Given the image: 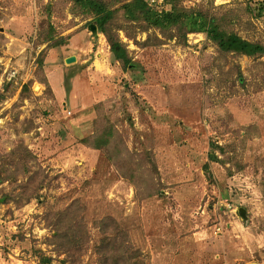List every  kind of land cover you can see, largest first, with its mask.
Segmentation results:
<instances>
[{
	"label": "rangeland",
	"instance_id": "obj_1",
	"mask_svg": "<svg viewBox=\"0 0 264 264\" xmlns=\"http://www.w3.org/2000/svg\"><path fill=\"white\" fill-rule=\"evenodd\" d=\"M105 1L129 67L71 0H0V264H264V56ZM180 5L264 43V0Z\"/></svg>",
	"mask_w": 264,
	"mask_h": 264
},
{
	"label": "trees",
	"instance_id": "obj_2",
	"mask_svg": "<svg viewBox=\"0 0 264 264\" xmlns=\"http://www.w3.org/2000/svg\"><path fill=\"white\" fill-rule=\"evenodd\" d=\"M71 1L76 9L95 16L99 30L108 36L112 53L117 60L123 63L124 67H129L131 59L128 57L125 47L109 33L108 25L119 17L118 10L110 8L105 0ZM122 9V14L127 18L144 21L164 33L176 30L185 37L187 33L205 32L208 38L224 52L264 56V43L244 38L235 31L222 29L216 15L209 17L202 10L186 9L180 5V0H165L163 7L152 5L150 0H131L123 4ZM106 259L112 260L114 264L120 263V255H116L115 251L112 259L109 256H103L102 264H108ZM43 263L48 264L45 260Z\"/></svg>",
	"mask_w": 264,
	"mask_h": 264
},
{
	"label": "water",
	"instance_id": "obj_3",
	"mask_svg": "<svg viewBox=\"0 0 264 264\" xmlns=\"http://www.w3.org/2000/svg\"><path fill=\"white\" fill-rule=\"evenodd\" d=\"M90 29H92V31H93L94 33L97 32V26L94 25V24H91V25H90ZM76 60H77V57H76L75 55H72V56H69V57L66 58V63H72V62H75ZM241 212H242V214H243V213H244V210L241 209Z\"/></svg>",
	"mask_w": 264,
	"mask_h": 264
},
{
	"label": "built area",
	"instance_id": "obj_4",
	"mask_svg": "<svg viewBox=\"0 0 264 264\" xmlns=\"http://www.w3.org/2000/svg\"><path fill=\"white\" fill-rule=\"evenodd\" d=\"M150 3L154 6L163 7L165 5V0H150ZM15 75H16V71L10 72L9 79L14 77Z\"/></svg>",
	"mask_w": 264,
	"mask_h": 264
}]
</instances>
